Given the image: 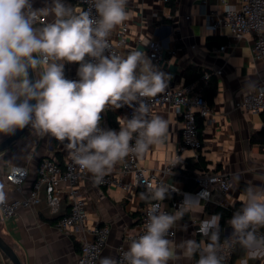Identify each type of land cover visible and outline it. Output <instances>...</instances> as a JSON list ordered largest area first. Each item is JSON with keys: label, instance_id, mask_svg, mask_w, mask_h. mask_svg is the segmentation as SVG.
I'll return each mask as SVG.
<instances>
[{"label": "crops", "instance_id": "obj_1", "mask_svg": "<svg viewBox=\"0 0 264 264\" xmlns=\"http://www.w3.org/2000/svg\"><path fill=\"white\" fill-rule=\"evenodd\" d=\"M241 0H176L175 10L164 0H129L126 6L128 17L124 21L128 24L130 32L122 47V56L131 51L147 53L149 39L163 40L166 44L175 45L174 50L164 48L165 61L162 64H152L170 77L167 88H177L185 80V68L194 64L208 68L218 80V91L211 106V120L203 119L204 140L203 154L212 163L210 170L221 166L220 170L230 173L231 189L225 194L215 193L209 200L191 198L188 209L173 226L175 235L167 237L171 240L173 256L168 264H195V257L188 255L183 248L187 240H200L203 253L206 249V236L196 234V223L202 218H208L211 213L205 210L206 203L211 201L219 205L229 206L241 201L245 193L240 183H247L248 188L259 193L264 189V147L252 144L251 135L262 130L264 126V111L252 113L235 108V101L241 94L254 90L258 83L264 79V58L256 57L253 53V34L247 33L241 39L233 37L229 28L215 33L213 27L206 22L207 14H222L228 8H236ZM72 7L74 12L83 10L76 0H63ZM33 9H41L52 4V0H31ZM54 16H43L44 23L52 22ZM40 23V22H38ZM40 26V25H39ZM117 26L111 33L112 38L117 37ZM220 35L221 43L225 49L212 50L220 45L207 44V37ZM221 44V45H222ZM69 79L78 80L77 63H65ZM109 112L115 116L111 122ZM107 113V129L119 131L120 125L126 118L119 109ZM161 116L168 122V133L162 144L150 146L149 150L141 155V163L155 174L162 173L166 163L174 160L181 144V117L166 104L157 108L155 116ZM7 135L0 134V141ZM196 156V151L186 149L181 152V161L173 167V172L164 174L166 181L177 187L174 193L169 192L163 203L171 209V201L181 197L186 189L183 175L179 168L185 164L189 157ZM44 157H52L63 162L64 155L59 149L57 140L51 135L37 134L31 127L13 145L0 152V189L8 200H19L26 197L37 176L39 162ZM26 164L29 170L27 179L16 186L9 183L6 175L13 164ZM119 162L112 170L119 169ZM88 172L81 181V190L87 199V218L85 229L72 228L62 231L57 227L56 217L66 213L69 209V198L65 197L60 203L59 211L53 214L47 202L43 201L32 207H20L17 214L6 217L0 207V231L15 247L23 264H77L81 239H91V229L97 224H107L110 232L107 244L104 247L98 263L104 257L116 260L117 248L131 242L130 236L138 230L142 219V209L147 203L143 199V189L125 192L117 186L104 187L95 184ZM64 185V184H63ZM242 202V201H241ZM171 213H175L171 209ZM233 233L228 223L225 234ZM206 254V253H205ZM0 251V260H1ZM222 264V263H221ZM233 264H264V251H250L245 248L241 257L236 258Z\"/></svg>", "mask_w": 264, "mask_h": 264}, {"label": "clouds", "instance_id": "obj_2", "mask_svg": "<svg viewBox=\"0 0 264 264\" xmlns=\"http://www.w3.org/2000/svg\"><path fill=\"white\" fill-rule=\"evenodd\" d=\"M90 3L88 10L74 12L63 0H52L41 9H33L31 0H0V134L11 135L30 125L37 134L67 141L74 164L99 181L125 157L141 156L164 142L168 122L158 115L148 118L145 98L163 93L170 77L144 52L121 56L111 49L109 37L127 19L128 0ZM49 15L54 20L39 26L40 17ZM65 63L79 65L78 80L65 77ZM125 105L134 107V114L118 121L119 131L100 127L103 112ZM168 196L163 184L144 195L156 203L147 212L143 233L123 253L126 264H168L172 258L173 242L167 237L188 205L175 213L164 211L160 202ZM4 199L0 189V203ZM241 201L243 207L229 221L233 236L250 251H264V236L256 235L257 228L264 227V189H246ZM219 220L213 215L201 222L204 236L212 230V242L197 264H221L216 248ZM183 248L193 255L200 244L187 240ZM100 264L118 262L104 257Z\"/></svg>", "mask_w": 264, "mask_h": 264}, {"label": "built area", "instance_id": "obj_3", "mask_svg": "<svg viewBox=\"0 0 264 264\" xmlns=\"http://www.w3.org/2000/svg\"><path fill=\"white\" fill-rule=\"evenodd\" d=\"M82 5L83 10L91 7L90 0H76ZM129 1V0H128ZM167 2V0H164ZM207 0H199L206 2ZM225 2L226 0H221ZM93 15L95 10L93 9ZM206 22L213 27L215 33H221L223 27L229 28L233 37L241 39L245 34H253L254 44L253 53L256 57L264 58V0H241L240 5L236 8H228L222 14H207ZM43 21V17H40ZM44 22V21H43ZM130 28L127 23L123 22L118 31L117 37H109L111 49L122 56V47L127 40ZM170 50L175 49L172 43L166 44L163 40L149 39L147 45V53L149 58L158 64L165 61L164 48ZM225 44L212 50H224ZM78 65V64H77ZM79 67V65H78ZM160 71H163L161 68ZM212 73L206 72L201 79L206 81ZM215 75L221 74L220 70L214 71ZM213 74V75H214ZM149 105V117L155 116L157 108L163 104L168 105L177 116L181 117V144L179 152L174 160L166 163L162 168V173L155 174L149 171L140 161V157L130 154L119 163L118 170H110L99 181L92 175V181L100 186L111 187L117 186L125 192H133L136 189L143 188L149 194L151 188H155L158 184L168 187L169 192L174 193L178 189L173 184L166 181L164 174L173 172V167L181 161V152L186 149L194 151L203 149L204 140L199 129V118L211 120L212 108L208 104L202 89L198 85V81L184 82L177 88H167L163 93L156 97L145 98ZM134 107H138L134 103ZM134 107L127 105L119 108L124 112L126 118H132ZM235 108L246 110L252 113H261L264 111V79L261 80L254 90H250L241 94L235 101ZM112 108L107 109L101 114L102 119L100 127L107 129L106 117ZM59 149L64 155V161H57L52 157H44L40 160L37 176L32 183V187L28 195L19 200L10 201L5 196L4 202L0 203V207L6 217L17 214L20 207H32L39 204L43 199L47 202L50 211L57 214L60 203L63 198H69V209L66 213L59 216L56 220L57 227L62 231H68L72 228H80L83 232L85 229V221L87 218V199L81 190L80 183L87 176V170H81L74 164L65 147V142L57 140ZM134 144V140L132 141ZM29 170L26 164H13L6 175L9 183L20 186L28 177ZM230 173L225 170H203L199 171L196 180V187L191 191H184L181 197L174 198L171 201V209L176 212L181 209L184 203L189 204L191 198L200 200H209L215 193L225 194L231 189ZM64 184V185H63ZM155 201L149 200L142 209L143 215L138 230L130 236V240L137 238L144 231V224L147 221V212ZM161 209L171 213L163 201L160 202ZM215 214H210L208 218H202L196 223L195 233L204 236L200 232L201 222L209 219ZM109 226L107 224H97L91 229L92 238L81 239V251L77 264H97L99 257L107 244L109 236ZM211 230L209 231V233ZM175 235L174 227L170 229L168 237ZM258 237L264 236V227H258L256 230ZM131 242V241H130ZM237 238L233 233L228 235L222 242L216 245L217 256L221 259L222 264H231L236 246ZM129 246V245H128ZM128 246L121 244L117 248L116 261L118 264H126L123 259V253Z\"/></svg>", "mask_w": 264, "mask_h": 264}, {"label": "trees", "instance_id": "obj_4", "mask_svg": "<svg viewBox=\"0 0 264 264\" xmlns=\"http://www.w3.org/2000/svg\"><path fill=\"white\" fill-rule=\"evenodd\" d=\"M175 3H176V0H167L166 2V4L170 7L171 12L175 10ZM221 38L222 37L220 35H210L207 37V44L209 46H211L212 44L221 45L222 44ZM206 72L212 73L211 70L208 68H202L194 64H188L184 72L185 80H186L185 82L198 81V85L202 89V92L205 98L207 99L208 104L212 106L214 103V98L218 91V80L217 78H215L213 74H211L208 80L203 81L201 77ZM109 116L111 117L110 119L111 122L115 123L114 122L115 116L112 114V112H109ZM198 122H199L200 133L202 135V131L204 129V121L202 118H199ZM250 141L252 144H259L260 146L264 147V126L262 130L256 131L251 135ZM211 163L212 161L205 157V155L202 152V149L197 151L196 156L189 157L185 161V164L179 168V173L183 175V179L186 183V189L188 190L195 189L197 185L195 177L197 176L199 171L209 170V166ZM220 168L221 166L219 165L214 170L218 171L220 170ZM240 187L244 191L248 189L247 183L245 182H241ZM140 189H143V188H140ZM143 190L144 191L142 192L143 194L142 196L144 197V195H148V194L145 189ZM145 202H149V200H145ZM242 207H243V202L241 201H236L233 205H229V206L219 205L211 201L206 203L205 210L208 213L219 215L220 217L219 229H218L219 239L216 245H218L220 242H222L227 237V235L225 234V227L229 223L233 214L239 211ZM210 237H211V232L205 238L206 244L212 242ZM198 243L200 244V240H198ZM244 252H245V248L242 247L237 240L234 254H233V260L231 264H233V261L236 258L241 257L244 254ZM202 253H203V250L201 249V245H200V249H198L196 253L194 254L195 264H197L199 260V256Z\"/></svg>", "mask_w": 264, "mask_h": 264}, {"label": "water", "instance_id": "obj_5", "mask_svg": "<svg viewBox=\"0 0 264 264\" xmlns=\"http://www.w3.org/2000/svg\"><path fill=\"white\" fill-rule=\"evenodd\" d=\"M40 26H42L43 21L39 20ZM65 77L69 79L68 69L64 68ZM30 78L35 79V73H31ZM34 103V101H33ZM27 126L23 129H17L14 134L7 135L4 139L0 141V152H3L9 149L13 143L20 139L30 128ZM59 216L56 217V219ZM0 251H1V260L0 264H23L21 258L17 254L15 247L5 238L4 234L0 231Z\"/></svg>", "mask_w": 264, "mask_h": 264}]
</instances>
